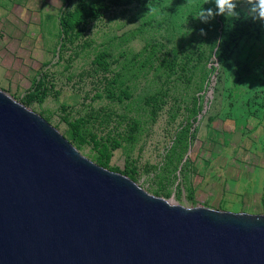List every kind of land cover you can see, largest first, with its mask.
Masks as SVG:
<instances>
[{
	"label": "rangeland",
	"instance_id": "1",
	"mask_svg": "<svg viewBox=\"0 0 264 264\" xmlns=\"http://www.w3.org/2000/svg\"><path fill=\"white\" fill-rule=\"evenodd\" d=\"M252 3L227 16L215 0H0V90L153 196L264 216Z\"/></svg>",
	"mask_w": 264,
	"mask_h": 264
},
{
	"label": "water",
	"instance_id": "2",
	"mask_svg": "<svg viewBox=\"0 0 264 264\" xmlns=\"http://www.w3.org/2000/svg\"><path fill=\"white\" fill-rule=\"evenodd\" d=\"M0 264H264V216L153 196L0 90Z\"/></svg>",
	"mask_w": 264,
	"mask_h": 264
},
{
	"label": "clouds",
	"instance_id": "3",
	"mask_svg": "<svg viewBox=\"0 0 264 264\" xmlns=\"http://www.w3.org/2000/svg\"><path fill=\"white\" fill-rule=\"evenodd\" d=\"M216 11L227 16H239L240 12L237 8V0H215ZM204 21L214 15L213 9H205L202 7L198 14ZM250 15L255 19H264V0H253ZM203 32L204 29H201Z\"/></svg>",
	"mask_w": 264,
	"mask_h": 264
},
{
	"label": "bare ground",
	"instance_id": "4",
	"mask_svg": "<svg viewBox=\"0 0 264 264\" xmlns=\"http://www.w3.org/2000/svg\"><path fill=\"white\" fill-rule=\"evenodd\" d=\"M170 202L174 203V201H173V200H170ZM174 204H175V203H174Z\"/></svg>",
	"mask_w": 264,
	"mask_h": 264
}]
</instances>
